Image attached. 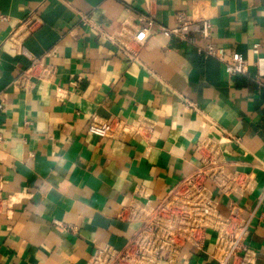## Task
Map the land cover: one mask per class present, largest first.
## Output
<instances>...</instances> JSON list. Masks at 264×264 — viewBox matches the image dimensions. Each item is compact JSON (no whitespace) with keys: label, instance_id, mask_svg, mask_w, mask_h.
Instances as JSON below:
<instances>
[{"label":"crops","instance_id":"0c3cea01","mask_svg":"<svg viewBox=\"0 0 264 264\" xmlns=\"http://www.w3.org/2000/svg\"><path fill=\"white\" fill-rule=\"evenodd\" d=\"M140 13L165 27L210 16L214 41L228 60L242 56L249 75L231 77L218 60L156 30L130 60L108 36ZM32 15L40 22L26 34L21 24ZM12 33L30 57L7 43ZM255 44L264 56V0H0V264H89L107 244L122 248L138 226L120 221L121 210L132 199L152 210L202 165L200 142L215 143L232 171L256 174L239 205L264 264V86L253 78ZM31 58L57 74L33 90L16 88ZM112 116L153 127L123 141L89 132L93 117ZM216 258L210 235L176 264Z\"/></svg>","mask_w":264,"mask_h":264},{"label":"built area","instance_id":"2783aa9c","mask_svg":"<svg viewBox=\"0 0 264 264\" xmlns=\"http://www.w3.org/2000/svg\"><path fill=\"white\" fill-rule=\"evenodd\" d=\"M2 19L7 21L6 17ZM39 22V18L32 15L21 26H26L25 33L29 34ZM212 28V18L208 15L192 19L178 17L173 27H165L157 24L152 15L140 13L133 20L124 21L122 29L109 35L108 39L135 61L156 30L194 47L203 58L218 60L231 77L249 75L242 56L235 54L231 60L227 59L223 47L214 41ZM197 37L202 39L201 45L197 43ZM7 43L19 53L31 56L16 33L9 36ZM252 51L256 69L253 78L258 87H263L264 56L260 54L259 44L253 45ZM56 74L57 68L48 65L44 58H31L30 67L14 81V86L33 90L40 83L52 81ZM152 127L147 119L127 122L112 116L93 117L88 130L101 138L123 141L128 136L150 132ZM197 151L202 165L178 181L152 210H146L138 199H132L121 210L118 219L138 227L122 248L107 244L89 264H176L183 249L202 250L210 235L214 239L217 264H259L256 252L249 245L252 219L244 215V209L239 205L240 200L252 193L257 183L256 174L232 171L215 143L200 142ZM3 186L0 177V202L4 201ZM224 199L227 200L226 212L221 211ZM258 201L264 202V187ZM261 219L264 222V213Z\"/></svg>","mask_w":264,"mask_h":264},{"label":"rangeland","instance_id":"374dc122","mask_svg":"<svg viewBox=\"0 0 264 264\" xmlns=\"http://www.w3.org/2000/svg\"><path fill=\"white\" fill-rule=\"evenodd\" d=\"M221 211H222V212H225V211H223L222 209H221Z\"/></svg>","mask_w":264,"mask_h":264}]
</instances>
